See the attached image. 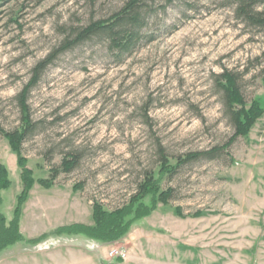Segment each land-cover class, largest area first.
Masks as SVG:
<instances>
[{
	"label": "rangeland",
	"instance_id": "rangeland-1",
	"mask_svg": "<svg viewBox=\"0 0 264 264\" xmlns=\"http://www.w3.org/2000/svg\"><path fill=\"white\" fill-rule=\"evenodd\" d=\"M125 0H17L0 9V127L21 122L15 96L33 69L70 29L107 18ZM218 0H154L143 38L120 62L107 42L92 37L58 53L28 89L36 131L21 156L35 181L21 209L26 239L0 251V264H264V115L212 159L187 162L161 187L157 202L120 240L101 243L51 234L58 226L90 224L92 204L125 202L161 153L174 162L189 152L226 143L233 128L216 75L229 70L246 101L264 109V33L246 28ZM77 157L64 171V157ZM0 163L10 185L0 213L12 218L20 168L0 133ZM149 204V198L145 199ZM178 207L184 216L175 212ZM200 211L198 216H189ZM126 251L111 257V247Z\"/></svg>",
	"mask_w": 264,
	"mask_h": 264
},
{
	"label": "trees",
	"instance_id": "trees-1",
	"mask_svg": "<svg viewBox=\"0 0 264 264\" xmlns=\"http://www.w3.org/2000/svg\"><path fill=\"white\" fill-rule=\"evenodd\" d=\"M16 1L0 0V9ZM160 1H162L164 6H167L172 4L174 0ZM153 4L154 0H125L123 5L107 18L97 19L85 26L70 29L61 45L45 59L38 62L33 69V76L30 82L15 96L21 108V122L12 130H3L0 127V133L8 140L13 153L16 155L22 186L21 191L16 196L13 215L9 222H6L3 214L0 213V251L16 241H37L45 237V234H42L36 238L26 239L19 231L21 209L35 181L44 187H48L54 178V175H51L47 179L39 178L35 180L31 170L27 168L21 156L23 141L37 129V123L30 118L26 103L28 88L36 83L42 69L58 53L92 37H99L105 40L110 53L119 62L120 60L122 61L124 57L135 50L136 44L144 37L142 30L147 25V17L155 12ZM217 6L231 7L234 18L246 28L260 30L264 33V0H218ZM262 58L264 60V50ZM216 84L221 93L224 112L233 128V134L226 143L208 150L189 152L183 156H177L174 162L161 153L158 168L145 172L138 179L133 192L121 205L107 209L101 202L95 201L92 204V222L90 224L71 223L58 226L50 233L56 235H80L101 243L120 240L129 232L131 224L148 215L158 201L162 204H168L172 194L171 188L164 189L161 187L162 181L166 177L173 176L178 171V168L187 162L201 158L212 159L220 152H223L237 137H246L256 121L264 115V109L259 99L254 97L250 101H246L237 81V76L229 70H224L216 75ZM71 155L70 158L64 157L62 159L61 166L64 171H70L77 163L76 155ZM7 175L6 167L0 163V192L10 185ZM146 198H149V204L145 203ZM175 212L180 216H184L178 207L175 208ZM200 214V211H196L189 216H198ZM117 259L119 258L117 257Z\"/></svg>",
	"mask_w": 264,
	"mask_h": 264
},
{
	"label": "built area",
	"instance_id": "built-area-1",
	"mask_svg": "<svg viewBox=\"0 0 264 264\" xmlns=\"http://www.w3.org/2000/svg\"><path fill=\"white\" fill-rule=\"evenodd\" d=\"M109 256L113 257L115 256L116 258L118 257L119 259H125L126 258V251L125 249L121 247H111L108 251Z\"/></svg>",
	"mask_w": 264,
	"mask_h": 264
}]
</instances>
